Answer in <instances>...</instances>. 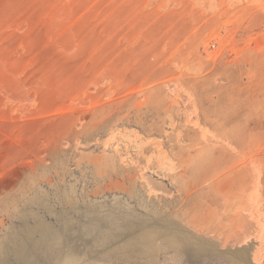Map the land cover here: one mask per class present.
Segmentation results:
<instances>
[{
  "label": "rangeland",
  "instance_id": "rangeland-1",
  "mask_svg": "<svg viewBox=\"0 0 264 264\" xmlns=\"http://www.w3.org/2000/svg\"><path fill=\"white\" fill-rule=\"evenodd\" d=\"M0 264H264V0H0Z\"/></svg>",
  "mask_w": 264,
  "mask_h": 264
},
{
  "label": "bare ground",
  "instance_id": "bare-ground-1",
  "mask_svg": "<svg viewBox=\"0 0 264 264\" xmlns=\"http://www.w3.org/2000/svg\"><path fill=\"white\" fill-rule=\"evenodd\" d=\"M224 127L227 128V125L223 126L222 129ZM226 128L224 129L225 131H226ZM223 133H226V132H223ZM226 134H228V132ZM230 136L233 137V135L231 133H229V136H227V137H230ZM192 148H193L194 152H196V153L205 150L204 148H200V147L197 148L196 146H193ZM180 149L182 152L187 151L186 147H181ZM220 149L225 150L226 148L221 146ZM235 158L237 159L236 162H238L239 157H237V155H236ZM242 166H244V163L242 164ZM231 167H232V165H230L228 167L229 169L226 172H224V170H222L220 177L223 176V177H226V179H227V176L236 170V169L231 168ZM235 168L238 169V167H235ZM239 169H240V167H239ZM240 171H241V169L239 170V172ZM184 173H189L187 168H185ZM202 174L203 173H199V175L197 177L193 175L195 177V180H198V183L191 181L186 185L177 186L178 191H182L183 193L180 194L178 199H176V204L173 203L174 205L172 208L176 209L177 205L181 204V203L182 204L185 203L186 205L189 204L190 197L192 196V194H194L195 192L198 191L199 184L201 183ZM175 176H177V175H175ZM175 176H172V177H175ZM207 177H208V175H207ZM220 177L218 176V178L220 180H223V182H225V179L220 178ZM227 181H229V179H227ZM240 196H241V193H240ZM182 206L183 205H181L179 207L182 208ZM165 207H167V205ZM183 208H184V206H183ZM159 211L160 210L156 209V212H155L156 216L154 218L153 217L152 218H146V217L141 216L140 218H130L127 221L128 223H121L122 226L127 227L126 229L128 231H131L133 229H137V233L134 235L133 241L131 242V244L133 245L134 251L136 253L144 255L145 253L149 252L152 255L155 254L158 242L162 238L167 239L172 243L176 242V241L181 242L183 240H187L189 243L195 245V250H197V251H204L209 247L210 244L207 241L203 240L202 237L200 238V237H198V235L192 233V231H190V229L185 228L184 225H182V224H180V223H178L172 219H166L164 217H159L160 216ZM188 223L190 224L191 221H189ZM41 228H42V231H41L42 236L40 239L34 238L33 233H34L35 229L33 228L32 230H30L28 232V234L26 235L24 240L17 242L15 249H16V252L20 258H25L28 261H31V258L28 259V255L30 253L28 247H30V243H31V248L33 250H39L41 247L49 248L53 244H55L59 241L56 233L49 226L41 225Z\"/></svg>",
  "mask_w": 264,
  "mask_h": 264
}]
</instances>
